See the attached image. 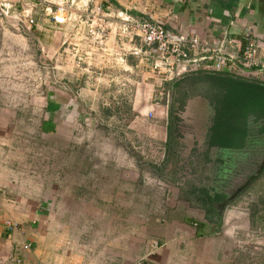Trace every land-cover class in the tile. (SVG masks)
Returning a JSON list of instances; mask_svg holds the SVG:
<instances>
[{
    "label": "rangeland",
    "instance_id": "obj_1",
    "mask_svg": "<svg viewBox=\"0 0 264 264\" xmlns=\"http://www.w3.org/2000/svg\"><path fill=\"white\" fill-rule=\"evenodd\" d=\"M31 2L37 7L31 14L20 8L16 15L5 16V28H0V163L3 175L14 170L26 181L23 186L34 181L41 187L50 185L47 191L53 197L55 215L59 218L69 212L72 214L67 224L74 235L71 239L74 256L90 262L93 257L107 258L102 250V246L108 244L106 233H140V223H129L124 219L134 217V221L137 220L147 206L146 202L140 201L142 197L155 201L156 198H171L178 192L174 185L179 184L183 191L192 193L189 195L195 204L189 208L194 212L199 210L197 213L205 218L197 204L198 192L207 190L213 195L221 194L227 175L214 153L209 152L203 157L200 152L207 150L204 141L215 114L210 103L213 89L215 96H226L230 102L239 96L242 100L247 98L252 105L246 106L256 110L252 107L255 103L250 100L253 93L249 96L248 89L238 88L233 82L228 84L205 78L194 83H191L193 80L185 82L174 95L172 88L164 85L163 94L158 95L152 92L150 80L149 95L142 97L144 108L150 107V110L146 114L140 113L132 107L134 81L131 83L133 91L118 93L115 85L119 80L113 83L105 76L116 72L110 66H103L105 75L100 78L99 70L93 69L94 63L86 64V67L78 65L79 61L71 53L66 56L60 52L53 61H46L45 45L38 42L44 43L43 30H37L43 35L33 39H27L24 30L34 34L33 30L42 26V21L37 19L47 17L44 6H49L48 17H52V12L57 9L53 11L56 7L47 2ZM67 3L63 1V5L71 8ZM16 23H21L24 29L17 30ZM74 48L72 45L69 50L73 52ZM85 48L90 52L95 50L90 55L93 61L97 46ZM87 66L92 72L91 77L96 75L89 82L79 74ZM85 82L91 87L100 85L102 91L81 93L79 86ZM183 101L185 106L182 107ZM117 102L123 103L122 107L115 106ZM61 104L67 108H62ZM171 108L180 119L179 135L184 138L179 161H168L163 143ZM120 169H126L129 174L132 171L133 199L127 205H105L106 200L111 201L108 197L114 189L119 192L124 189V183H128ZM31 192L39 193L37 190ZM91 198H101L103 204H87ZM78 199L80 204H77ZM262 200L264 175L233 202L229 212L240 213L238 220L244 223L238 226L240 229L236 233H240L241 242L246 247L250 245L249 249L254 251H258L259 245L264 247V228L260 224L254 225L255 220L252 222L251 219L254 206ZM165 207L170 206L166 204ZM148 208L155 210L157 207L148 205ZM185 210L176 207L169 223L187 219ZM225 220L224 217L221 228ZM227 220L231 222L230 218ZM216 221L217 218L213 229L218 226ZM228 227L226 225L224 229ZM98 233L100 237H97Z\"/></svg>",
    "mask_w": 264,
    "mask_h": 264
},
{
    "label": "crops",
    "instance_id": "obj_2",
    "mask_svg": "<svg viewBox=\"0 0 264 264\" xmlns=\"http://www.w3.org/2000/svg\"><path fill=\"white\" fill-rule=\"evenodd\" d=\"M31 1L0 0V28L4 29L6 25L5 16L1 14L3 5L11 3L10 13L13 15H16L20 8L31 14L37 8ZM41 1L43 0H39V2ZM63 1L70 2V0H46L43 2L44 4L45 2L53 4L56 8L52 9L55 11L57 6L63 4ZM84 1L86 2V0H82V2ZM91 2L90 11L96 6L103 7L105 21L111 26L113 34L121 24L119 18L130 17L138 21L161 23L174 34L187 38H199L210 47H223L226 51L238 53L242 44L243 32L245 29L251 28L258 48L261 53H264V0H91ZM48 7L44 6L47 17H43L41 20L37 19L42 21L40 24L43 27L38 25L35 29L33 26L34 34L24 30L27 39H33L39 34L42 36L43 34H38L37 30H43L44 43L38 42L40 45H45L46 61L48 59L50 62L53 61L54 57L60 55V52L67 54L66 56H70L71 53L77 60L79 57L82 58V61L78 60V65L86 67V64L94 63L93 69L99 70L100 78L105 75L103 66L107 68L110 66L116 72H110L105 76L113 83L119 80L118 85H115L118 93L131 92V83L134 81L135 87L132 91L135 96H133L132 107L140 113L146 114L150 107L144 108L142 97L149 95L150 80L152 92L158 95L163 94L162 92L165 90L163 86L168 84L151 74L146 65L139 64L138 60L124 51L130 49L133 44L111 36L102 48L92 39L89 29L85 27L84 23L80 22L81 14L84 11L82 5L68 7L71 16L65 25H57L53 22L52 17H48ZM20 22L22 23V21ZM21 23H16L19 31L24 29ZM14 26L15 24H13ZM31 35L33 36L31 37ZM72 45H75L73 52L69 50ZM89 45L97 46L96 58L93 61L90 55L94 54L95 50L90 52L85 48ZM64 46L67 48L62 50ZM108 55L112 58H109ZM104 57H108V60ZM120 57L125 58L126 64L119 67L116 63L120 62ZM113 60L115 63L112 62ZM79 74H82L81 77L88 82L96 76L92 75L91 77L92 72L89 70V66L87 69H82ZM248 79L264 84V73H252ZM88 82L79 86L81 93L102 91L100 85L91 87ZM99 98L102 99V96ZM210 103L214 109L211 98ZM116 105L121 106L123 103L117 102ZM61 107L67 108L63 104ZM213 124L214 117L210 122L209 131L204 141L207 150L200 152L203 157L207 156L209 152L214 153L215 158L221 160V165L225 168L229 158L242 157L244 149H218L216 145L210 144L212 138L209 133ZM183 142L184 138L180 137L178 139L180 149L183 148ZM163 143L168 155V135L166 134ZM180 149L175 159L179 158ZM205 163L207 162L205 161ZM120 170H123L124 181H128V183H124V189L119 192L114 189L108 197L111 201L106 200L105 205H127L133 199L132 171L130 170L129 174L125 171L126 169ZM14 174H16L15 180H13ZM17 174L19 173L12 170L9 175L4 176L0 163V264H136L144 259L148 264H264V247L259 245L258 251L251 250L249 249L250 245L247 248L241 242L240 233H236V230L240 229L238 226L244 223L240 219L238 220L240 216L238 211L230 214L232 207H228L221 219L220 224L224 217L226 219L223 227L220 226V230L218 226L213 229L212 226L215 223L209 220L203 208L199 206L208 221L197 213L199 210L194 212L189 208V205L195 204L190 197L192 193L183 191L184 189L179 184L174 185L178 192L174 193L171 198L164 199L163 197L162 200L156 198L155 201L153 198L142 197L140 201L146 202L147 206L141 215L136 217L137 220L134 221V217L124 219L129 223H140V233H106L108 244L102 246V250L107 258L96 259L93 257L91 262L87 261L88 259H82V257L80 259L74 256V245L71 240L74 235L67 224L72 218L71 212L58 218L53 212V197L47 191L51 188L50 185L41 187L37 181H34L27 182L28 184L23 186L26 181ZM33 190H37L39 193L34 194L31 192ZM198 194L200 195V192ZM193 195L195 196V193ZM198 197L196 200L199 205ZM239 198L240 196L236 200ZM91 199L86 203L103 204L99 200L101 198ZM80 203L81 201L78 199L77 204ZM166 204L170 207H165ZM148 205H156L157 208L150 210ZM179 206L186 209L187 219L178 221V223H175L176 221L169 223L172 212ZM227 218H230L231 222H227ZM8 223L15 227L8 228ZM226 225L229 226L227 230L224 229ZM151 231L156 233H151ZM98 235L97 237H100V233ZM27 245H31L28 250L25 249Z\"/></svg>",
    "mask_w": 264,
    "mask_h": 264
},
{
    "label": "built area",
    "instance_id": "obj_3",
    "mask_svg": "<svg viewBox=\"0 0 264 264\" xmlns=\"http://www.w3.org/2000/svg\"><path fill=\"white\" fill-rule=\"evenodd\" d=\"M69 3L71 7H77L78 4L83 6L80 22L89 29V34L96 44L104 48L103 45L111 36L131 42L132 47L124 51L138 60L139 64L146 65L148 71L164 83L170 84L176 79L198 72L229 74L243 78H249L252 73H264V53L258 48L251 28L245 29L242 34L240 51L232 53L223 47H210L199 38L174 34L161 23L138 21L130 17H120L121 24L113 34L111 26L105 21L102 6H96L90 11L91 0H79L78 3L77 0H70ZM11 9V3H6L1 14L9 16ZM52 13L53 22L57 25H65L70 18L68 6L63 4ZM108 57L112 58L110 55ZM78 60L82 61V58L79 57ZM119 60L120 62L116 63L119 66L126 64L124 57ZM7 226L10 229L15 227L11 223ZM30 248L31 245L25 246L26 250ZM145 261L140 260L136 264H146Z\"/></svg>",
    "mask_w": 264,
    "mask_h": 264
},
{
    "label": "trees",
    "instance_id": "obj_4",
    "mask_svg": "<svg viewBox=\"0 0 264 264\" xmlns=\"http://www.w3.org/2000/svg\"><path fill=\"white\" fill-rule=\"evenodd\" d=\"M220 80L223 82H233L238 88L239 86L244 89L249 90V96L251 92L253 93V99H250L255 103L256 110L251 107H247V98L244 100L237 98L234 102L228 101L226 96L217 97L215 96L216 90L213 89L211 100L214 105L215 115L214 124L210 130V138H212V145H216L219 149H244L246 150L250 147L259 153L261 158L260 166L264 165V84L253 79L237 77L235 75L229 74H209L205 72H198L192 75H186L183 78L174 80L172 83L168 84L170 87L173 86L174 91L181 88L185 82L189 80L191 83L196 81H201L203 79ZM256 92V94L253 92ZM243 101V102H242ZM173 104V103H172ZM175 104V102H174ZM250 104V103H249ZM252 105V104H250ZM185 106V101L182 102V107ZM175 111L171 108L169 114V122L167 127L168 135V161L175 159L177 157V152L179 151L178 139L179 135V123L180 119L177 118ZM211 146V145H210ZM264 175V170L261 175L254 180L250 186L245 190L247 192L255 182ZM244 192V193H245ZM243 193V194H244ZM228 197L222 194H211L209 191H200L198 197L199 206L206 211V214L210 221H215L216 224L220 226L221 217L219 206ZM233 202L231 203V205ZM230 205V206H231ZM251 219L254 225L260 224L264 228V200L260 201L251 213Z\"/></svg>",
    "mask_w": 264,
    "mask_h": 264
},
{
    "label": "flooded vegetation",
    "instance_id": "obj_5",
    "mask_svg": "<svg viewBox=\"0 0 264 264\" xmlns=\"http://www.w3.org/2000/svg\"><path fill=\"white\" fill-rule=\"evenodd\" d=\"M229 160L224 168L227 175L223 180L224 192H221L227 197L231 196L245 179L249 180L255 175L261 167L259 164L262 162L259 153L250 147L244 150L242 157H231Z\"/></svg>",
    "mask_w": 264,
    "mask_h": 264
},
{
    "label": "water",
    "instance_id": "obj_6",
    "mask_svg": "<svg viewBox=\"0 0 264 264\" xmlns=\"http://www.w3.org/2000/svg\"><path fill=\"white\" fill-rule=\"evenodd\" d=\"M173 90V86L171 87ZM264 170V165H262L259 169V171L253 175L248 181H246L245 183L241 184V186H239L236 191L229 196L220 206H219V211H220V217L222 218L224 211L231 205L232 202H234L239 196H241V194H243L245 192V190L250 186V184L256 180L261 173Z\"/></svg>",
    "mask_w": 264,
    "mask_h": 264
}]
</instances>
